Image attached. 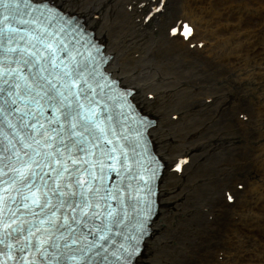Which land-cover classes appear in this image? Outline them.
<instances>
[{"label":"bare ground","instance_id":"bare-ground-1","mask_svg":"<svg viewBox=\"0 0 264 264\" xmlns=\"http://www.w3.org/2000/svg\"><path fill=\"white\" fill-rule=\"evenodd\" d=\"M48 1L93 29L156 122L159 200L133 264H264V4Z\"/></svg>","mask_w":264,"mask_h":264},{"label":"snow or ice","instance_id":"snow-or-ice-1","mask_svg":"<svg viewBox=\"0 0 264 264\" xmlns=\"http://www.w3.org/2000/svg\"><path fill=\"white\" fill-rule=\"evenodd\" d=\"M12 40L13 37H6L5 30L0 28V164L3 163L6 154V158L9 161H11L13 156L17 160L20 159L19 150L16 149L15 143H13V140L8 139L3 131L5 123H7L8 128L15 127L10 121H6L5 111L19 113L20 127L24 130L32 129L24 138L16 135L13 139L20 143L22 148H30L35 156H40L41 153L37 148H33V145L55 147L54 152L49 151L43 154L44 159L52 157L55 163H60L55 157L57 153L61 156L63 155L61 148L67 149L70 154L73 148L83 152L84 148L79 146L84 142V133L88 132L89 135H92L84 122L82 114L84 105L79 100L84 89L89 87L87 80L81 76L80 72L75 73V78L69 72H56L55 69L59 66L56 64L55 54L50 52L47 56H44L40 54V50L35 44L30 46L26 44L21 47L17 42L15 46H6ZM46 47L50 48L51 45ZM25 69H27L26 76L24 75ZM29 77L31 78V83L27 82ZM65 77H67V81H65ZM21 81L24 82L23 85ZM78 81L83 83L84 88L80 87ZM72 97H76L75 101L72 100ZM85 98L87 99V96ZM18 101L23 104V107H13L17 105ZM40 101H43V104ZM48 109L52 110L50 119L45 116V112ZM58 111L67 123V129H65L63 123H60L59 117L56 116ZM45 119L48 120L49 124L53 122L60 123L59 131L45 128L42 122ZM49 133H55V135H50ZM65 135L67 136V142L64 141ZM57 136L60 137L58 147L52 143ZM37 137L40 138L38 139ZM6 140L8 141L7 145L5 144ZM25 140L30 141V143H25ZM95 147L98 148L99 145L97 144ZM25 155H29V153L26 152ZM69 159H71V155ZM72 163L75 164L76 161L73 160ZM52 170L56 171L61 179H63L65 173H68V182L64 187L72 188L74 186L75 188L74 191L64 193L61 186L57 184V190L60 191V195L69 197L67 203L74 213L72 223L75 228L72 225H61V227H65L71 237V244L77 243L78 238H83V240L87 241L88 237H92V240L88 241L85 247L89 249L99 248L101 252L106 251L105 242L110 246L113 240L108 235L111 231L108 227L110 221L105 217L100 224H95L94 220L100 219V213L97 211L90 212L91 209L99 206L98 202L94 203L89 199V193L93 197L100 196L101 189L97 187L93 191L92 188L93 182L97 180V177L89 169L81 170L76 168L73 171H69V168L65 166L62 169L53 168ZM0 171H3V169L0 168ZM16 171L19 172L18 169ZM19 175L21 179L26 178L23 172H20ZM107 195L111 196V192H108ZM100 199L105 200L107 197L100 196ZM64 203L65 201L61 200L62 206ZM73 203H75V207H72ZM77 210H79V217L75 215ZM108 215L111 216V212ZM34 234L29 232V236ZM0 243H3L2 239H0ZM45 243L47 241H39L35 247L39 251ZM71 244L66 242L64 246L70 248ZM53 246L58 247L55 244ZM25 247H33L31 240L28 241ZM72 259H75V257L73 256ZM23 264H36V262L35 259L31 262L24 260ZM59 264H63V262L60 261Z\"/></svg>","mask_w":264,"mask_h":264},{"label":"rangeland","instance_id":"rangeland-1","mask_svg":"<svg viewBox=\"0 0 264 264\" xmlns=\"http://www.w3.org/2000/svg\"><path fill=\"white\" fill-rule=\"evenodd\" d=\"M236 1H239V0H236ZM247 1H250V2L253 3V0H247ZM254 1H255V3L258 2L259 4H264V0H254ZM256 10H257V8L255 7L254 10H253V12H252V15H253L254 12H255V15L254 16L251 15V18L250 19H252L251 21L255 25H257L258 27L261 28V31H264V19H263V16L264 15H259ZM262 12L261 13L264 14V10ZM259 35H262V34H259ZM258 46H260V44ZM263 236H264V234H263ZM243 248H247V246L246 247H243ZM244 253L246 254V256H251L252 255L251 252L248 251V250H246V252H244ZM262 255L264 256V252H263ZM221 257L222 256H219L220 259H221Z\"/></svg>","mask_w":264,"mask_h":264}]
</instances>
